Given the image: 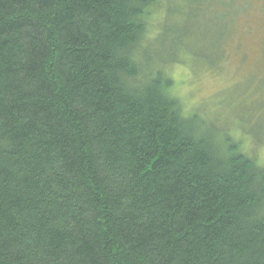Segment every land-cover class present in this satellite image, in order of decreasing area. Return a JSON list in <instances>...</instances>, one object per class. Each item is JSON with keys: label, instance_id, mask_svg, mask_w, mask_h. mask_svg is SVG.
I'll list each match as a JSON object with an SVG mask.
<instances>
[{"label": "trees", "instance_id": "obj_1", "mask_svg": "<svg viewBox=\"0 0 264 264\" xmlns=\"http://www.w3.org/2000/svg\"><path fill=\"white\" fill-rule=\"evenodd\" d=\"M157 2L0 0V264H264V163L146 56Z\"/></svg>", "mask_w": 264, "mask_h": 264}, {"label": "rangeland", "instance_id": "obj_2", "mask_svg": "<svg viewBox=\"0 0 264 264\" xmlns=\"http://www.w3.org/2000/svg\"><path fill=\"white\" fill-rule=\"evenodd\" d=\"M151 11L142 45L172 66L184 111L264 163V0H158Z\"/></svg>", "mask_w": 264, "mask_h": 264}]
</instances>
